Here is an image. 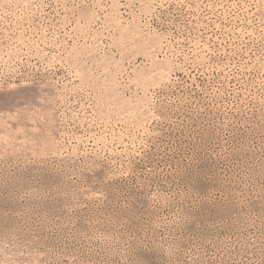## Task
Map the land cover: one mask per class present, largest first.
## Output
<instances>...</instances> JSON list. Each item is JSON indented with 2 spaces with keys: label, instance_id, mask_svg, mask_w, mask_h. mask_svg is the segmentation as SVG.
I'll use <instances>...</instances> for the list:
<instances>
[{
  "label": "rangeland",
  "instance_id": "1",
  "mask_svg": "<svg viewBox=\"0 0 264 264\" xmlns=\"http://www.w3.org/2000/svg\"><path fill=\"white\" fill-rule=\"evenodd\" d=\"M0 264H264V0H0Z\"/></svg>",
  "mask_w": 264,
  "mask_h": 264
}]
</instances>
